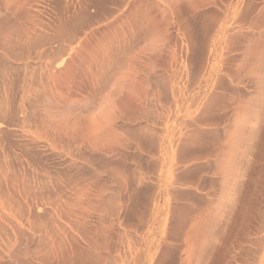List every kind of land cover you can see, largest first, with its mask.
<instances>
[{
  "label": "rangeland",
  "instance_id": "obj_1",
  "mask_svg": "<svg viewBox=\"0 0 264 264\" xmlns=\"http://www.w3.org/2000/svg\"><path fill=\"white\" fill-rule=\"evenodd\" d=\"M0 264H264V0H0Z\"/></svg>",
  "mask_w": 264,
  "mask_h": 264
}]
</instances>
